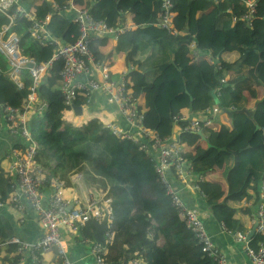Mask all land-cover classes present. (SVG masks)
<instances>
[{"label":"trees","instance_id":"16d2710c","mask_svg":"<svg viewBox=\"0 0 264 264\" xmlns=\"http://www.w3.org/2000/svg\"><path fill=\"white\" fill-rule=\"evenodd\" d=\"M19 1L24 9L33 8L38 19L50 15L46 28L61 45L74 42L79 35L73 22L75 13L71 18L67 15L72 12L67 10L68 2L86 8L94 20L104 21L115 30L126 14L133 16L134 28L117 34L113 53H123L131 66L126 91L139 103L143 126L162 139L171 138L176 116L184 112L195 115L217 104L221 113L211 128L200 130L204 146L192 131L181 132L177 140L189 150L184 158L193 167L195 178L219 169L226 185L223 191L218 183L202 182L205 197H199L200 211L228 231L242 232L235 218L238 211L232 205L252 201V209L245 211L252 215L259 202L258 183L264 178V95L258 98V90L264 88V0L254 13L248 12L243 0H173L176 35L157 26L161 0ZM12 12L13 9L8 11ZM8 23V18L0 14V29ZM29 25L25 18H18L10 31L19 36L23 56L34 59L36 64L44 63L56 46L39 45L27 32ZM108 38L96 37L89 44L95 59L102 63L107 57L100 48ZM191 41H195L199 52L196 60ZM231 53L237 55L235 60L223 58ZM206 54L213 64L204 58ZM60 68L61 62H54L35 90L37 103L27 124L37 143V162L50 170L49 178L57 176L69 187L68 176L79 173L86 185L104 189L112 200L115 236L108 247L107 261L215 264L203 255L179 218L157 180L152 162L142 157L140 144L114 137L96 117L74 124L70 109L73 105L83 106L85 100L77 97L71 107L65 105L59 91ZM9 70L0 54V106L19 108L30 93L32 80L27 70H21L19 87L9 79ZM217 90L220 95L216 102L212 93ZM43 103L46 108L39 110ZM242 109L252 111V116L241 113ZM224 110L234 114L228 117ZM222 115L231 121V130L218 122ZM177 125L182 127L180 122ZM7 155L0 157V200L10 194L2 168ZM135 206L139 208L136 213ZM235 225L237 230H233ZM5 227L9 225L2 223L0 215V242L5 241ZM93 232L92 225L87 224L79 237L92 238ZM263 241L264 236L254 234L248 242L256 248ZM2 250L3 260L9 264L18 260L10 255L14 245Z\"/></svg>","mask_w":264,"mask_h":264},{"label":"built area","instance_id":"2783aa9c","mask_svg":"<svg viewBox=\"0 0 264 264\" xmlns=\"http://www.w3.org/2000/svg\"><path fill=\"white\" fill-rule=\"evenodd\" d=\"M260 1L243 0V3L249 13H254ZM66 5L67 10L75 13L73 22L78 26L79 35L74 42L61 45L46 28L50 15L38 19L35 10L24 9L19 0H0V14L9 20V23L0 29V54L10 68L7 75L19 87L21 70H27L32 80L30 93L21 107L0 106V133L5 132L17 139V145L9 150L4 160L7 165L4 173L10 186V194L6 200H0V208L11 207L17 214L23 213L27 207L32 209L37 215V225L42 231L40 239L34 243L23 242L15 236L0 242V264H9L2 258L4 256L2 248L7 245L15 246V251L10 255L18 257V260L13 264H23L26 260L29 264H73L69 258V251L76 242L88 248L89 264H111L107 261V254L108 247L114 241L115 232L112 200L107 197V192L100 189L98 200L93 198L81 200L71 192L68 193L71 189L67 188L59 177L49 178L50 170L37 162V143L29 131L27 122L37 103L35 90L54 62H61L58 73L59 91L65 105L71 107L77 97H82L85 100L82 110L85 112L90 105L91 94L95 91L103 92L108 103L117 107L130 129L122 128L115 120L104 121L99 116L93 117L99 118L114 137L140 144L142 157L152 162L157 180L179 217L193 234L203 255L215 264H228L226 254L217 247L209 235L203 214L198 209L186 205L174 184L179 183L182 188L192 191L201 199L205 197L200 187L205 181L201 176L194 177L193 167L184 158L185 145L179 143L177 139L181 132H198L202 128H211L214 118L221 110L214 104L195 115L188 113L176 116L173 135L167 139H162L155 132L145 128L142 124L143 112L138 108V101L126 91L127 74L113 79L107 66L96 60L89 48L91 39L116 36L130 27L121 25L116 30L109 28L104 21L94 20L86 8H78L72 2ZM174 5L173 0H161L157 26L176 35L177 31L173 27ZM53 8L59 10L56 4H53ZM10 9H13L12 14L8 13ZM18 18H25L29 22L27 32L39 45L56 46L48 61L36 64L34 59L21 54L20 38L15 32L10 31ZM244 18L246 16L240 20ZM190 49L194 60L198 59L199 52L196 50L195 41H191ZM204 58L213 64L214 60L209 54ZM28 64H32V67L27 68ZM80 77L87 80L81 82ZM213 93L215 98L220 95L219 90ZM44 108L46 105L43 103L39 110ZM71 114L74 115L72 110ZM178 122L182 127L177 125ZM79 176L80 178L74 177V181L80 186L82 177ZM258 198L259 204L254 210L252 222L256 224L254 234L264 236V180L259 185ZM17 219L22 223V216ZM92 222L97 224L105 222L102 232L103 244L96 241L93 235L92 238L79 237L85 226ZM250 231L251 229L245 232L234 231L230 234L234 242L243 246L251 264H264V241L253 248L247 239ZM121 263L122 261H119L116 264ZM127 264H143V261L132 259Z\"/></svg>","mask_w":264,"mask_h":264},{"label":"crops","instance_id":"0c3cea01","mask_svg":"<svg viewBox=\"0 0 264 264\" xmlns=\"http://www.w3.org/2000/svg\"><path fill=\"white\" fill-rule=\"evenodd\" d=\"M51 1V0H50ZM68 17H73V12L67 13ZM121 25H127L131 29L134 28L133 25V16L131 14H126L123 18ZM107 43L104 47L100 48V51L106 56L103 64L107 66L109 69L110 76L115 79L119 78L123 74H127L129 69L131 68L130 64L126 63L125 55L123 53H113V48L115 46V35L108 36ZM223 58L228 61H233L237 58V55L234 53L224 54ZM81 82H85L87 79L85 77H80ZM264 95V88L258 90V98ZM141 103V102H140ZM85 112L88 113L89 118L93 116H99L102 120H115L117 123L124 129H130L129 126L123 121L120 116L117 107L114 104L108 103L106 95L101 91H95L90 96V105L85 109ZM84 110H82V115L79 117L72 116L74 120V124H82L81 118L85 115ZM190 112H184L183 115H186ZM219 123H221L224 127L229 130L232 129L231 121L228 117L223 116L220 118ZM17 142L15 137L10 136L9 134L2 132L0 133V157L4 153H9L10 148ZM203 146L205 141L202 143ZM184 152H189L186 147H184ZM5 160V159H4ZM2 161V168L5 172L7 165L5 161ZM220 170L213 169L208 172L203 177L205 182L208 183H218L222 187L223 191L226 190V185L220 178ZM81 175V174H79ZM77 173L68 176L69 187L71 189V193L76 195L81 200H87L93 198L89 188V185H86L83 176L81 175V185H76L74 181V177H79ZM264 180L262 178L258 183V197H259V185ZM176 188L179 190L180 196L183 198L186 205L192 208H196L201 210V201L200 198L197 197L192 191L182 188L179 183L174 182ZM98 190V189H96ZM48 191V190H47ZM252 201H242L238 205L233 204L232 206L237 209L236 220H238L239 224L242 226V230L245 232L250 230L254 225L253 215L255 207L253 208L252 215H248L245 211L252 209ZM259 204V202H258ZM138 206H135L134 213L138 212ZM204 216V224L205 227L211 236L214 243L220 248L227 256L228 264H251L250 259L246 256L243 246L234 242L231 234L227 233L222 225L212 219V217L206 213L200 211ZM0 215L2 223H7L9 228L4 229V233L2 234V238L7 240L13 236L20 238L23 242L26 243H34L37 242L41 235L42 231L39 229L37 225V215L36 213L30 209L25 208L23 213H16L11 207L0 208ZM22 216V223L18 222V217ZM179 216V215H178ZM180 218V217H179ZM181 219V218H180ZM183 222V221H182ZM233 230H237V225L234 226ZM69 258L71 259L73 264H89L90 257L88 254V248L86 246H82L79 242H76L72 245L69 251ZM23 264H29L26 260Z\"/></svg>","mask_w":264,"mask_h":264},{"label":"water","instance_id":"95a60500","mask_svg":"<svg viewBox=\"0 0 264 264\" xmlns=\"http://www.w3.org/2000/svg\"><path fill=\"white\" fill-rule=\"evenodd\" d=\"M31 67H32V64H28V65H27V68H31ZM212 99H214V100L216 101V98H215V96H214L213 93H212ZM216 102H217V101H216ZM71 109L73 110L74 115H75L76 117H79V116L82 115L81 107H79V106H74V105H73V106L71 107ZM223 112H224L228 117H231V116L234 114V111L224 110ZM240 112H241V113H245L248 117H251V116H252V111H246L245 109H242V110H240ZM255 129L258 130L259 127L256 126ZM196 133H197V135L200 137L201 142H204V141H205V138H204V136L202 135L201 131H198V132H196ZM89 191H90V193H91L93 199H94V200H98V198H99V194H98L97 190H96L95 188H92V187H91V188H89ZM91 225H92V227L94 228L93 238H94L96 241H98V242H100V243L103 244L102 232H103V230H104V228H105V222H102L101 224H97V223H95V222H92ZM255 227H256V224H254V225L252 226L251 231H250V233H249L248 236H247V239H250V238L253 236L254 231H255ZM121 264H127V262H126L125 260H123Z\"/></svg>","mask_w":264,"mask_h":264},{"label":"rangeland","instance_id":"374dc122","mask_svg":"<svg viewBox=\"0 0 264 264\" xmlns=\"http://www.w3.org/2000/svg\"><path fill=\"white\" fill-rule=\"evenodd\" d=\"M222 116H219L218 117V120L220 121V118H221ZM89 119V115H88V113L87 112H85V115L81 118V121L84 123L85 121H87ZM82 123V124H83ZM74 174V173H73ZM77 174H79V173H77ZM72 175V174H71ZM68 188V187H67ZM70 191H68V193H69Z\"/></svg>","mask_w":264,"mask_h":264},{"label":"clouds","instance_id":"9594fccd","mask_svg":"<svg viewBox=\"0 0 264 264\" xmlns=\"http://www.w3.org/2000/svg\"><path fill=\"white\" fill-rule=\"evenodd\" d=\"M133 25H134V24H133ZM119 27H120V26H119ZM130 29H131V28H130ZM130 29H129V30H130ZM116 36H117V35H116ZM213 94H214V93H213ZM214 96H215V95H214ZM71 110H72V109H70V111H71ZM81 111H82V106H81ZM72 112H73V110H72ZM73 114H74V112H73ZM73 116H75V115H73ZM91 118H94V117H91ZM96 118H97V117H96ZM89 119H90V118H89ZM4 159H5V158H4ZM3 171H4V170H3ZM4 174H5V173H4ZM99 190H100V189L97 190L98 194H99ZM199 211H200V210H199ZM222 227H223V226H222ZM223 228H224V227H223ZM224 230H225V228H224ZM225 231H226V230H225ZM226 232L230 234L232 231H226ZM243 232H244V231H243Z\"/></svg>","mask_w":264,"mask_h":264}]
</instances>
